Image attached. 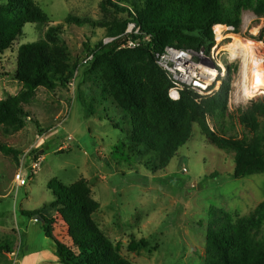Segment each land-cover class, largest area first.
Returning <instances> with one entry per match:
<instances>
[{
    "label": "rangeland",
    "instance_id": "1",
    "mask_svg": "<svg viewBox=\"0 0 264 264\" xmlns=\"http://www.w3.org/2000/svg\"><path fill=\"white\" fill-rule=\"evenodd\" d=\"M35 1L50 16V23L27 24L13 48L0 54V101L23 89L14 78L19 48L45 39L51 27H61L54 35L55 47L72 65L80 64L71 87L54 91L40 87L23 105L25 128L7 131L0 125V141L19 153L0 152V264H62L40 222L21 214L54 201L49 189L53 179L65 186L82 179L88 182L92 197L100 204L94 220L115 247L120 243L121 256L131 264H206L211 209L236 219L254 216L264 205V174L236 179L235 152L219 149L197 125L190 142L165 170L148 171L140 159L131 156V140L124 128L129 120L109 101H102L99 84L93 77L87 79L81 66L88 50L104 43L108 29L121 23L125 13L114 7L104 10L103 0ZM7 2L0 0V6ZM69 17L91 21L94 26L69 25ZM240 18L238 35L263 41L259 38L264 35V16L257 18L254 8H247ZM230 42L223 46V59L231 68L228 108L218 116L220 120L210 118L209 125L215 131L224 129L226 137L241 138L245 128L238 120L240 113L249 111L264 94L251 90L253 97H244L243 60L239 57L241 60L230 64L229 52L234 57ZM116 123L120 129L114 127ZM31 161L37 162L36 169ZM20 172L27 182L22 187L15 179ZM44 215L57 218V211L50 209ZM56 234L66 238L67 230L59 225ZM249 238L264 249V223ZM141 241L144 247L128 248Z\"/></svg>",
    "mask_w": 264,
    "mask_h": 264
},
{
    "label": "trees",
    "instance_id": "2",
    "mask_svg": "<svg viewBox=\"0 0 264 264\" xmlns=\"http://www.w3.org/2000/svg\"><path fill=\"white\" fill-rule=\"evenodd\" d=\"M108 7L126 15L121 23L108 29L107 38L117 40L89 49L87 55L93 54L94 58L86 64L84 58L81 66L85 68L83 75L90 80L93 77L99 84L102 101H109L124 120H129L124 128L131 140L130 155L140 159L151 173L163 171L179 149L190 142L197 125L219 149L235 152L236 179L264 174V99L240 113L238 120L245 128L242 137H226L224 129H211L209 119L220 120L218 116L228 108L230 72L215 95L202 99L186 87L180 100L175 101L169 95L173 80L155 59L166 47L210 52L215 44V24H227L238 32L242 10L254 8L255 16L261 18L264 0H103L102 8ZM48 23L50 16L35 0H8L0 6V54L13 48L27 24ZM66 23L94 26L77 17H69ZM130 23H136L144 33L143 37H135V41L141 42L135 49L124 47ZM60 28L51 27L45 39L19 48L14 78L23 84V89L0 101V125L7 131L26 127L27 121L21 118L26 115L23 105L33 99L40 87L54 91L72 86L80 63L72 65L63 51L55 47L54 35ZM259 39L264 41V35ZM113 125L121 127L118 123ZM140 147L152 157L143 154ZM0 152L19 154L1 141ZM49 189L54 196L52 203L35 211L22 210L21 214L29 220L42 217L41 230L55 243L56 257L62 264H131L121 256L120 243L115 247L94 220L100 204L92 197L85 179L70 186L53 179ZM50 209L57 211V218L44 215ZM210 215L206 264H264V249L256 247L249 238L264 223V205L248 219H236L216 208L211 209ZM59 225L67 230L66 238L56 234ZM139 246L144 247L145 243L132 242L128 248L134 251Z\"/></svg>",
    "mask_w": 264,
    "mask_h": 264
},
{
    "label": "built area",
    "instance_id": "3",
    "mask_svg": "<svg viewBox=\"0 0 264 264\" xmlns=\"http://www.w3.org/2000/svg\"><path fill=\"white\" fill-rule=\"evenodd\" d=\"M212 30L215 44L210 52H206L205 49L196 51L193 49L166 47L162 52L156 54L155 59L157 65L167 72L173 80V86L169 90V95L173 100H180L181 93L186 87L195 91L201 98H209L215 95L222 85V79L227 76L229 73L228 70L231 69L229 66H226V61L223 59V46L227 42H230V40V43H234L235 38L254 40L252 37L239 36V33L236 32L234 27L224 24H215ZM125 36L128 39L124 47L135 49L141 45V42L134 40L135 37H143L144 33L136 23H130ZM115 40L117 38H108L104 41V44H109ZM147 40L148 37L145 36V41ZM254 41L262 44L260 53H263L260 55L258 50L259 54L256 55L257 57H262V65L264 67V42L259 40ZM93 58V54L86 55L84 63L86 64L92 61ZM228 59L230 60V64L241 60L232 57L230 52ZM257 91L264 94V90L259 89ZM31 166L33 169H36L38 166L37 162L31 161ZM15 179L19 187L25 186L27 183L21 172L16 175Z\"/></svg>",
    "mask_w": 264,
    "mask_h": 264
},
{
    "label": "bare ground",
    "instance_id": "4",
    "mask_svg": "<svg viewBox=\"0 0 264 264\" xmlns=\"http://www.w3.org/2000/svg\"><path fill=\"white\" fill-rule=\"evenodd\" d=\"M262 44L247 43L241 39H235L229 46L235 58L243 60V78L241 89L245 98L253 97L251 90L264 89V67L262 57H257L256 50L260 51ZM243 97V98H244Z\"/></svg>",
    "mask_w": 264,
    "mask_h": 264
},
{
    "label": "water",
    "instance_id": "5",
    "mask_svg": "<svg viewBox=\"0 0 264 264\" xmlns=\"http://www.w3.org/2000/svg\"><path fill=\"white\" fill-rule=\"evenodd\" d=\"M34 219H35L36 221H38V222H41V221H42V217H40V216H35Z\"/></svg>",
    "mask_w": 264,
    "mask_h": 264
}]
</instances>
